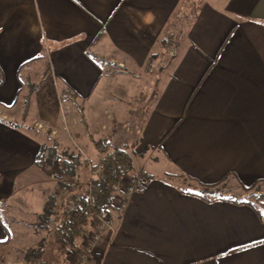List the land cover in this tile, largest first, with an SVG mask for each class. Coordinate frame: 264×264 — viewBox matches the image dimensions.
<instances>
[{
	"label": "crops",
	"instance_id": "crops-1",
	"mask_svg": "<svg viewBox=\"0 0 264 264\" xmlns=\"http://www.w3.org/2000/svg\"><path fill=\"white\" fill-rule=\"evenodd\" d=\"M73 106L78 134L126 143L147 179L89 264H264L263 208L170 177L264 185V0H0V243L4 206L47 208L35 134L60 143Z\"/></svg>",
	"mask_w": 264,
	"mask_h": 264
},
{
	"label": "trees",
	"instance_id": "trees-1",
	"mask_svg": "<svg viewBox=\"0 0 264 264\" xmlns=\"http://www.w3.org/2000/svg\"><path fill=\"white\" fill-rule=\"evenodd\" d=\"M152 61L154 56L150 57L149 63ZM34 89H31L30 96L34 93ZM29 102L28 99L26 110ZM93 144L101 155L96 163L90 164L81 160L79 156H68V160H65L64 165L70 175L75 176L77 170L84 168L90 170L91 177L79 188L59 180L60 191L64 194V198L58 200L53 195L48 197L47 208L38 216V222L34 225L36 233L45 231V235L37 247L29 248L24 253L23 260L26 264H59L57 254L61 257L62 264H65L72 250L78 247L81 238L87 235L92 219L96 216L103 217L113 210L114 194L123 179L135 171L132 148L126 143L111 147L110 139L106 138L102 141L93 140ZM57 148L58 143L55 140L50 148L42 145L37 158L38 166L44 168L47 161H58L60 156ZM181 177L197 183L199 189L192 194L202 199L248 203L255 208L260 205L264 208V202L258 206L234 196H227L221 189L225 186V180L217 184H204L189 176L181 175ZM257 187H242V190L246 194ZM258 199L257 203L264 200V194H260ZM53 210H56V213ZM6 232L8 239L0 243V247L8 246L12 241L13 236L7 228ZM49 244L51 248L48 250Z\"/></svg>",
	"mask_w": 264,
	"mask_h": 264
},
{
	"label": "rangeland",
	"instance_id": "rangeland-1",
	"mask_svg": "<svg viewBox=\"0 0 264 264\" xmlns=\"http://www.w3.org/2000/svg\"><path fill=\"white\" fill-rule=\"evenodd\" d=\"M177 28H175L176 32H177V30H180ZM176 32L173 36L171 34H169V36H168L169 39L175 38V40H176L178 37ZM169 46H171V44H169ZM121 81L126 82L127 84L129 83L128 79H125V80L122 79ZM137 85L139 86L140 83H138ZM140 87L143 88L144 86L141 84ZM146 93L147 92H145V94ZM68 103H69V100H67V99L64 100V106H63L64 111H68V107L70 105V104L68 105ZM108 105H109L108 106V112H107V115H105L106 118L109 117V115H111V112H112L111 109H112V107H114V103L112 101H110L108 103ZM70 112H72V114L69 113V115H71V127H72L71 129L72 130H70L69 134H65V137L63 139H61V140L58 139V140H60V143H58V141H57V143H58L57 152L60 156V159L56 162L47 161V163L45 165V169H44L45 173H43L44 174V176H43L44 180L43 181L44 182H51L52 179L56 180L55 181L56 185L53 186V188H52V186H49L50 191H47V194L45 195L47 200H48V197L50 195L51 196L53 195L58 200H60L59 195H62L61 200L64 198V194L60 191V186H59L60 181L59 180H61L63 183L71 184L72 186L79 188L82 185H84L85 183H87L91 177L90 170L84 169V168L77 170V173L75 176L67 173L64 162H65V160H68L67 159L68 156H79L81 158V160L87 161L90 164L96 163L97 160L99 159V158H96V154L94 152V146L92 145V142L89 139L90 134H86V132H84L83 130L81 131L82 134H78L79 131H77V129L79 130V124H81L79 120L82 121V118L80 116V115H82L81 108L79 106H76V107L73 106L72 111H70ZM73 117H74V120L77 121V123L73 121ZM75 126H78V127H76L77 129L74 128ZM81 127L82 126H80V128ZM35 135L37 136V138H39L41 146L45 145L46 148H50L53 146L54 139L50 136L49 133H47V131L41 132V134H35ZM91 135L95 139H97L96 141H100V140L102 141V140L106 139L105 138L106 136H108V134H91ZM108 139H110L111 147L124 144L122 141H118V140L116 141L114 139L113 140L114 142H112L111 138H108ZM131 152L133 154V151H131ZM99 157H101V155H99ZM134 159L136 162L135 163L136 170L134 173L126 176L123 179V181L121 182L123 184L126 183L128 181V179L135 177L138 174H142L140 172V169L139 168L137 169V167L141 166L144 163V160L139 155H134L133 160ZM54 174H55V176H54ZM170 177L173 179H176L178 182H180L181 185L185 189H189V190H193V191H196L199 189V186L197 184L192 183L189 180L182 178L181 175H179V174H173ZM46 180H48V181H46ZM39 188L42 190L43 186H40ZM221 189H222V192H224L227 196H234L240 200H245L247 202H252V203L258 204V206H259V204L264 202V200H262V201H260V203L259 202L257 203V201L259 200L258 197L260 196V194L264 193V185H258V187L256 189H254L253 191L248 192L246 194L243 192L242 189L235 188V187H229L226 185ZM118 192H119V189L114 194V198L116 195H119ZM114 198H113V210L112 211L114 214H118V211L114 207V202H115V204L117 203V201H114ZM38 203H39V201H38ZM4 207H3V215L1 218L3 226L5 228H7L8 231H10V233L15 238L16 234H14V233H16V231L18 229V227H16V225L19 224V222L24 221L26 224H28L27 226L25 224H23V226H25V229H26V231L25 230L24 231L29 232V235H27V233H26V235L24 237H22L19 234L17 236L16 241H14L13 243L11 242L10 245H8V246H1L0 247V264H26V262L23 260L24 253L26 252V250L31 248V246H33V248H34V247H37L39 245L42 237L45 235V231H40L41 233L35 232L34 225L37 224L38 218H35V217L31 218L30 217V219H29V218H27V216H29V214H26V218L23 214H21L20 216H17L15 219H13V218H11V216L9 214L5 213ZM260 207L263 208L261 205H260ZM30 216H31V214H30ZM89 229H92L91 223H90ZM85 238H87V235L84 236V239ZM84 239H83V243L86 241ZM82 245H81V247H82ZM50 248H51V245L49 244L47 246V249L49 250ZM77 256H78V250H74L73 254H71L69 256V258L66 259L65 264H73L75 262V260L77 259ZM57 258L59 260V264H62L61 257L58 256V254H57Z\"/></svg>",
	"mask_w": 264,
	"mask_h": 264
},
{
	"label": "built area",
	"instance_id": "built-area-1",
	"mask_svg": "<svg viewBox=\"0 0 264 264\" xmlns=\"http://www.w3.org/2000/svg\"><path fill=\"white\" fill-rule=\"evenodd\" d=\"M146 184L147 179L142 174H138L137 176L128 179L126 183L120 184L119 195H116L114 198V201H117L116 204L114 202V207L118 211V214H114L112 211L103 217L96 216L92 219V229H89L87 238L84 239L86 241L80 249L75 248L72 250V254L74 250H78L77 259L73 264H89L92 254L101 241L115 233L119 219L122 212L127 207L129 198L136 192L143 191ZM59 198L61 200L62 195H59ZM53 212L56 213V210H53Z\"/></svg>",
	"mask_w": 264,
	"mask_h": 264
}]
</instances>
